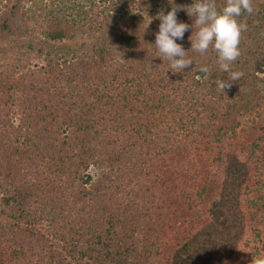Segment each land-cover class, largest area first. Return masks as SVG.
I'll return each mask as SVG.
<instances>
[{"label":"trees","instance_id":"16d2710c","mask_svg":"<svg viewBox=\"0 0 264 264\" xmlns=\"http://www.w3.org/2000/svg\"><path fill=\"white\" fill-rule=\"evenodd\" d=\"M195 2L0 0V264L264 258V0L229 73L191 49ZM175 5L181 72L155 47Z\"/></svg>","mask_w":264,"mask_h":264},{"label":"clouds","instance_id":"9594fccd","mask_svg":"<svg viewBox=\"0 0 264 264\" xmlns=\"http://www.w3.org/2000/svg\"><path fill=\"white\" fill-rule=\"evenodd\" d=\"M189 16H195V24L199 26L195 41L191 40L192 50L201 55L207 53L210 47L218 54V63L222 72L229 73L230 66L240 57V42L242 33L247 31V23L238 21V17L255 11L252 0H226V6L218 11L215 0H196L189 7ZM184 10L182 6L172 7L166 15L160 13L158 19L161 23L156 34L155 47L158 52L170 61V68L181 72L192 65V60L186 58L187 52L177 40H182L189 30L187 23L178 22L177 12ZM151 23V22H150ZM200 72L208 74L207 66H201ZM240 71H231L228 80H216L220 91L230 88L231 82H236L243 77ZM225 93V92H224ZM252 264H264V258H253Z\"/></svg>","mask_w":264,"mask_h":264},{"label":"rangeland","instance_id":"374dc122","mask_svg":"<svg viewBox=\"0 0 264 264\" xmlns=\"http://www.w3.org/2000/svg\"><path fill=\"white\" fill-rule=\"evenodd\" d=\"M40 60L39 59H32L31 61H30V65H38V62H39Z\"/></svg>","mask_w":264,"mask_h":264}]
</instances>
